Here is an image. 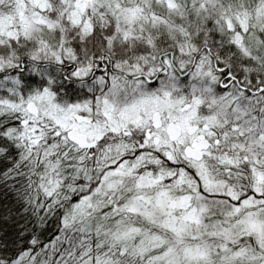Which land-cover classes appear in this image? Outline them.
Segmentation results:
<instances>
[{
    "label": "snow or ice",
    "instance_id": "snow-or-ice-1",
    "mask_svg": "<svg viewBox=\"0 0 264 264\" xmlns=\"http://www.w3.org/2000/svg\"><path fill=\"white\" fill-rule=\"evenodd\" d=\"M0 264H264V0H0Z\"/></svg>",
    "mask_w": 264,
    "mask_h": 264
}]
</instances>
